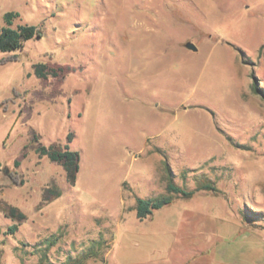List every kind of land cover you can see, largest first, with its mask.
I'll return each mask as SVG.
<instances>
[{
    "label": "rangeland",
    "instance_id": "374dc122",
    "mask_svg": "<svg viewBox=\"0 0 264 264\" xmlns=\"http://www.w3.org/2000/svg\"><path fill=\"white\" fill-rule=\"evenodd\" d=\"M8 12L41 35L0 51V264H264V0H0V25ZM46 62L69 71L36 78ZM34 135L78 152L73 184ZM168 176L215 189L138 219Z\"/></svg>",
    "mask_w": 264,
    "mask_h": 264
},
{
    "label": "trees",
    "instance_id": "16d2710c",
    "mask_svg": "<svg viewBox=\"0 0 264 264\" xmlns=\"http://www.w3.org/2000/svg\"><path fill=\"white\" fill-rule=\"evenodd\" d=\"M14 14L8 12L5 14V25H0V51H11L14 49L21 48L24 42L34 36H40V28L36 25H19L17 27H12V18ZM69 71L68 67L57 66L54 63H37L33 66V72L38 79H48L62 80L64 78L65 72ZM34 141H38L39 137L34 135ZM35 152L39 156H47L51 161L57 162L64 168L67 178L70 183H74L76 179V172L78 170V152L71 150L68 144L64 146H59L57 144H51L45 146L40 142H37L35 147ZM26 156L24 151L21 154V158ZM19 159L15 160V164H19ZM166 193L161 194L154 198H136V217L138 219H144L156 209H159L165 205L172 202L174 196H181L184 198L191 197L197 190H214L215 187L211 185L209 180L197 182L194 189H186L177 184H175L172 179L168 176L166 183ZM8 215L18 220L24 219L25 215L19 212L16 207H10L8 209ZM17 229V225L14 224L9 227L11 232ZM50 239V238H49ZM48 239V240H49ZM50 244H54V241H50ZM88 253H80L73 261H69L68 264H81L82 260L87 257Z\"/></svg>",
    "mask_w": 264,
    "mask_h": 264
},
{
    "label": "water",
    "instance_id": "95a60500",
    "mask_svg": "<svg viewBox=\"0 0 264 264\" xmlns=\"http://www.w3.org/2000/svg\"><path fill=\"white\" fill-rule=\"evenodd\" d=\"M185 45H186V47H188L189 49H192V50H195V49H196V47H195L192 43H190V42H187Z\"/></svg>",
    "mask_w": 264,
    "mask_h": 264
},
{
    "label": "crops",
    "instance_id": "0c3cea01",
    "mask_svg": "<svg viewBox=\"0 0 264 264\" xmlns=\"http://www.w3.org/2000/svg\"><path fill=\"white\" fill-rule=\"evenodd\" d=\"M10 207H11V206H10ZM10 207H9V208H10ZM12 207H14V206H12ZM9 208H8V209H9ZM17 210H18V209H17ZM19 212H20V211H19ZM6 214H8V210H6ZM23 214H24V213H23ZM21 220H22V219H21Z\"/></svg>",
    "mask_w": 264,
    "mask_h": 264
}]
</instances>
